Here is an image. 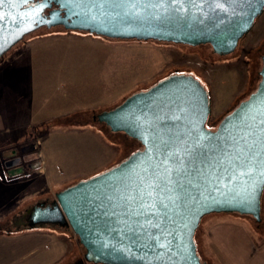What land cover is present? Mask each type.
<instances>
[{"label": "rangeland", "instance_id": "obj_1", "mask_svg": "<svg viewBox=\"0 0 264 264\" xmlns=\"http://www.w3.org/2000/svg\"><path fill=\"white\" fill-rule=\"evenodd\" d=\"M263 37L264 15L227 56L215 54L210 45L115 40L62 26L30 34L28 42L0 63V231L31 232L35 251L23 264H93L70 226L19 222L33 206L54 202L60 191L142 148L128 135L111 132L95 115L177 72L191 74L207 87L210 123L217 126L260 81L261 65L254 67L246 55ZM12 155L22 162L8 166ZM4 181L15 189L5 188ZM261 205L260 222L229 212L203 217L195 234L202 262L228 264L209 234L224 222L253 229L261 243L264 192Z\"/></svg>", "mask_w": 264, "mask_h": 264}, {"label": "water", "instance_id": "obj_2", "mask_svg": "<svg viewBox=\"0 0 264 264\" xmlns=\"http://www.w3.org/2000/svg\"><path fill=\"white\" fill-rule=\"evenodd\" d=\"M69 8L76 10L73 0H59L43 7L36 3L22 4L19 0H2L0 55L26 35L42 28L62 26L67 31L87 32L115 40L157 41L194 47L210 45L215 54L227 56L236 51L240 40L249 34L256 20L264 14V0L226 3V11L209 4H205L203 9L188 6L183 19L179 18V14H173L161 21L149 17L145 21L126 18L112 22L81 23L78 16L69 14ZM131 11L139 12L141 16L149 11L158 14L156 9L146 10L142 4ZM37 16L42 18L40 22L32 23ZM259 76L255 91L226 115L215 130L207 127L211 115L208 89L195 76L177 72L147 90L130 95L117 107L95 115L94 119L104 123L111 132L128 135L138 141L142 148L118 165L60 191L54 202L33 206L19 225L70 226L86 250L85 259L93 264H158L159 258L149 254L147 249L134 246L126 237L125 231L131 221L124 219L123 207L116 201L110 204L98 193L106 190L105 186L117 179L116 174L130 164L136 155L142 156L146 152L153 132L162 135L177 133L185 130L190 122H195L197 130L206 135L216 136L226 132L225 126L231 128L229 121L233 115H242L244 106L253 96L264 92V56ZM177 116L182 119L177 121ZM218 175L219 180L205 181L188 190L183 208L178 209L181 215L175 217L174 223L169 222L170 230L175 233V241L186 251L187 264H206L198 255L195 241L196 231L206 215L229 212L251 216L258 222L262 219L264 191L259 194L257 208H249L235 195L246 187L245 181L253 183L260 179L259 175L251 179L225 172ZM143 242L150 243V239L144 237Z\"/></svg>", "mask_w": 264, "mask_h": 264}, {"label": "snow or ice", "instance_id": "obj_3", "mask_svg": "<svg viewBox=\"0 0 264 264\" xmlns=\"http://www.w3.org/2000/svg\"><path fill=\"white\" fill-rule=\"evenodd\" d=\"M19 2L43 7L59 0ZM73 3L76 10L69 8V14L78 16L81 23H103L126 18L145 21L149 17L161 21L173 14L183 19L188 6L203 9L209 4L226 11V3L239 4L240 0H73ZM138 4L146 10L156 9L158 14L133 13L131 10ZM41 19L37 16L31 22L39 23ZM244 109L242 115H233L229 121L231 128L226 125L227 131L216 136L201 133L195 122L177 133L153 132L146 152L136 155L116 174L118 178L98 193L110 204L116 201L123 207L124 219L131 221L126 237L134 246L147 249L149 254L159 258L158 264L188 262L186 251L175 241L169 222L174 223L175 217L181 215L178 209L183 208L185 194L195 185L219 180L220 172L249 179L258 174L259 180L245 181L243 191L235 193L249 208L258 207L259 194L264 191V92L255 94ZM181 119L176 117L177 121ZM144 237H148L150 243H144Z\"/></svg>", "mask_w": 264, "mask_h": 264}, {"label": "crops", "instance_id": "obj_4", "mask_svg": "<svg viewBox=\"0 0 264 264\" xmlns=\"http://www.w3.org/2000/svg\"><path fill=\"white\" fill-rule=\"evenodd\" d=\"M12 157H14V155H12ZM8 160L9 159L6 160L7 165L12 166V164L7 162ZM3 183L4 187L8 190H10L9 188L15 189L13 187L14 184H9L7 181ZM20 184L23 183L21 182ZM17 186H19V184ZM215 229L220 230L216 231ZM215 229H213V227L210 228V231L212 230L209 232V234H211L210 239L216 246H219L218 249L226 263L264 264V240L257 244L259 239L256 233L253 232V229L249 230L240 223L234 224L231 222H224ZM221 230L225 232H220ZM2 231H0V240H3V244L0 245V264H23V261L26 259L25 257H27L29 253L31 254L35 251L32 250L35 248H33L31 244V232L27 231L21 234L11 229H7L5 232ZM217 235L218 237H216ZM223 243L229 245V248L224 249L225 244L223 246Z\"/></svg>", "mask_w": 264, "mask_h": 264}, {"label": "flooded vegetation", "instance_id": "obj_5", "mask_svg": "<svg viewBox=\"0 0 264 264\" xmlns=\"http://www.w3.org/2000/svg\"><path fill=\"white\" fill-rule=\"evenodd\" d=\"M264 15V14H263ZM262 15V16H263ZM262 16H260L257 20H256V22L262 17ZM256 22H255V24H254V27L252 28V30L249 32V34H247L246 36H248V35H250L251 34V32L254 30V28H255V25H256ZM30 35V34H29ZM29 35H26L21 41H19L18 43H16L14 46H12L9 50H7L6 52H4L2 55H0V63H3V62H5L6 61V59H8V58H10V56H11V54L14 52V50L15 49H17V48H19L20 47V45H24L26 42H28V37H29ZM246 36H244L242 39H244ZM241 39V40H242ZM240 40V41H241ZM240 43V42H239ZM241 44V43H240ZM240 44L238 45V49H239V46H240ZM237 49V50H238ZM247 57H248V62L249 63H251L252 65H254V67H256V66H262V57L264 56V37L262 38V40H261V43H260V45L258 46V47H256L254 50H252L251 52H249L247 55H246ZM260 71V70H259ZM259 71H258V75H259ZM259 80H260V76H259V78H258ZM200 80V79H199ZM201 81V80H200ZM201 83H202V81H201ZM258 83H259V81H258ZM258 83H257V86H258ZM203 84V83H202ZM204 85V84H203ZM256 86V87H257ZM256 87L254 88V89H256ZM207 88V87H206ZM254 89H252V91L249 93V95L248 96H250V94H252L253 92H254ZM234 110V109H233ZM232 112V111H231ZM230 113V112H229ZM228 113V114H229ZM227 114V115H228ZM226 116V115H225ZM211 122V115H210V117H209V119H208V121H207V127L209 128V129H212V130H215L216 128H217V126H218V124H217V126H216V122H214L213 124H211L210 123ZM219 123H220V121H219ZM9 164H12V165H15V164H19V163H21L22 162V158L21 157H19V156H14V157H12V158H10L8 161H7ZM24 219H26V217H24Z\"/></svg>", "mask_w": 264, "mask_h": 264}, {"label": "trees", "instance_id": "obj_6", "mask_svg": "<svg viewBox=\"0 0 264 264\" xmlns=\"http://www.w3.org/2000/svg\"><path fill=\"white\" fill-rule=\"evenodd\" d=\"M82 33H87V32H82ZM96 36V35H95Z\"/></svg>", "mask_w": 264, "mask_h": 264}]
</instances>
